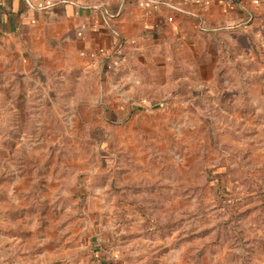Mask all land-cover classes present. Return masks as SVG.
I'll return each mask as SVG.
<instances>
[{
  "label": "rangeland",
  "instance_id": "374dc122",
  "mask_svg": "<svg viewBox=\"0 0 264 264\" xmlns=\"http://www.w3.org/2000/svg\"><path fill=\"white\" fill-rule=\"evenodd\" d=\"M255 23L178 49L4 40L0 264H264Z\"/></svg>",
  "mask_w": 264,
  "mask_h": 264
},
{
  "label": "crops",
  "instance_id": "0c3cea01",
  "mask_svg": "<svg viewBox=\"0 0 264 264\" xmlns=\"http://www.w3.org/2000/svg\"><path fill=\"white\" fill-rule=\"evenodd\" d=\"M260 18L264 0H0V47L22 34L31 42L53 30L95 44L99 30L114 27L127 45L155 39L165 49L191 48L210 33L248 32Z\"/></svg>",
  "mask_w": 264,
  "mask_h": 264
},
{
  "label": "built area",
  "instance_id": "2783aa9c",
  "mask_svg": "<svg viewBox=\"0 0 264 264\" xmlns=\"http://www.w3.org/2000/svg\"><path fill=\"white\" fill-rule=\"evenodd\" d=\"M169 21L172 22V19L170 18Z\"/></svg>",
  "mask_w": 264,
  "mask_h": 264
}]
</instances>
